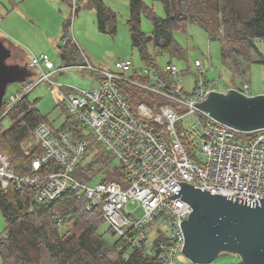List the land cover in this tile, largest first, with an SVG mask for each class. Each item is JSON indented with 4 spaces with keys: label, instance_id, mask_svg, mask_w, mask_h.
Masks as SVG:
<instances>
[{
    "label": "built area",
    "instance_id": "built-area-1",
    "mask_svg": "<svg viewBox=\"0 0 264 264\" xmlns=\"http://www.w3.org/2000/svg\"><path fill=\"white\" fill-rule=\"evenodd\" d=\"M75 7L76 0H72V9ZM3 16L0 13V22ZM26 66L35 69L36 75L24 80L23 86L5 101L0 117L34 87L46 82L63 93L69 116L86 131H54L47 121L39 122L32 132L34 142L21 144L28 155L35 147L40 150L31 159L29 173L15 175L7 155L0 152V184L4 189L11 181L17 190L24 184L37 185L35 199L42 205L54 203L71 189L77 198L85 199L88 211L100 210L109 230L121 237L120 249L125 245L146 254L156 253L164 264H172L174 255L182 251L180 222L192 210L180 196L170 198L181 187L177 181L214 194L250 201L264 199V128L247 136L198 107L212 92L236 89L251 96L248 82L233 86L208 80L204 74L209 67L195 59L196 78L187 92L182 71L171 61L156 68L119 59L112 71L99 70L89 62L75 64L98 76L95 87L80 90L64 87L51 78L64 67L55 68L46 55L31 56ZM186 115L196 118L200 137L194 129L177 127V121ZM160 127L164 130L157 132ZM95 143L122 170V180L104 181V172L89 182L74 175ZM200 143L203 159L197 155ZM101 151L91 150L89 160ZM128 202H138L143 211L140 219L133 211L124 210ZM164 216L171 220L170 235L158 230L152 237L149 223ZM158 238L161 241L156 243Z\"/></svg>",
    "mask_w": 264,
    "mask_h": 264
},
{
    "label": "trees",
    "instance_id": "trees-1",
    "mask_svg": "<svg viewBox=\"0 0 264 264\" xmlns=\"http://www.w3.org/2000/svg\"><path fill=\"white\" fill-rule=\"evenodd\" d=\"M157 1L164 8V18L155 14L143 0H129L127 25L131 45L137 48L145 65L158 68L157 52L184 58L186 51L174 40L173 31L182 29L188 22L198 24L210 40L219 41L220 57L233 76V86L248 82L244 80L252 62L264 64V57L255 44L256 40L264 41V0ZM88 3L97 13L99 30L105 32L110 10L101 0H88ZM74 10L77 11V7ZM142 12L151 21L150 35H146L140 28ZM68 26L69 20L64 24L65 37ZM110 31L114 33L115 27ZM0 40L4 43L5 38ZM70 42V39L65 40L61 47L60 56L65 61L72 58L73 52L77 50L75 45L72 48ZM148 43L153 44L154 54L148 52ZM236 76L242 78L238 84L234 80ZM5 116L11 120L7 128L1 124ZM41 121H46V117L31 105L27 94L0 118V152L7 155L9 168L15 175L30 172L31 159L40 150L35 147L28 155L20 143L30 136ZM93 145L88 148L74 175L81 181L89 182L104 172V181H111L114 177L118 180L123 172L113 163L110 155L101 151L88 160ZM37 187L24 184L17 190L11 181L4 189L0 184V210L5 218V228L0 232L1 264H164L156 253L146 254L125 245L120 249V236L113 242L107 241L99 232L103 223L100 210L88 211L85 199L77 198L73 190L65 191L52 204L42 205L35 199ZM92 215L97 216L99 221L94 222L88 218H92ZM159 241L161 238L156 243Z\"/></svg>",
    "mask_w": 264,
    "mask_h": 264
},
{
    "label": "rangeland",
    "instance_id": "rangeland-1",
    "mask_svg": "<svg viewBox=\"0 0 264 264\" xmlns=\"http://www.w3.org/2000/svg\"><path fill=\"white\" fill-rule=\"evenodd\" d=\"M106 8L111 12L106 23L107 29L102 32L98 28L97 13L92 8L88 0H76L77 11L72 9V0H0V13L4 14L0 22V38L4 44L11 48L12 56L7 59V63H18L24 65L28 63L31 56L46 55L55 68H63L51 78L64 87L70 86L75 89L89 90L98 84V76L92 71L81 70L75 64L89 62L94 68L104 71L115 69V61L119 59H131L135 65H144L136 47L131 45V36L127 20L129 19V0H101ZM144 4L155 12L159 17L166 16L161 2L157 0H143ZM69 20L67 37H65L64 24ZM115 27V32L110 29ZM141 30L150 35L152 24L144 12L141 13ZM174 40L186 51L184 58L171 57L167 52L162 54L157 52L156 63L162 66L165 62L171 61L182 71L184 89L190 92L196 78L193 62L199 59L205 67L209 69L205 72V78L216 80L220 85H227L232 82V74L223 64L220 57V43L218 40H210L207 33L198 24L188 22L182 29L173 31ZM71 40L72 48L76 47L73 57L67 61L60 56L61 47L65 40ZM13 44V45H12ZM255 44L264 57V41L256 40ZM147 50L154 54L152 43L147 44ZM15 54V55H14ZM31 77L36 75L35 69L29 68ZM238 84L242 78L235 77ZM264 64L252 62L244 81H248L250 91L253 95L264 94ZM25 81H15L7 85L4 101L14 95ZM238 86V85H237ZM67 93L65 89L62 90ZM73 92V91H71ZM62 94L58 93L46 82H42L34 87L27 94V98L32 106L46 117L48 126L54 131H61L67 128L75 134L76 131L86 130L76 124L65 109ZM1 118V117H0ZM70 123V124H69ZM1 124L7 128L11 124L9 117L5 116ZM177 127L188 131L194 129L197 137H200L199 126L193 115H186L176 123ZM159 128L157 132L163 131ZM35 138L31 133L29 137L20 143L34 142ZM35 145V144H32ZM94 149L102 150L99 143L93 145ZM23 150V149H22ZM201 159L204 158L201 143L198 146ZM89 160V157H88ZM114 163V162H113ZM114 177L112 180H115ZM118 180L121 179L118 177ZM138 202H128L124 210L133 211L136 219L143 215L142 208ZM94 222L99 221L98 217L88 216ZM101 218V217H100ZM152 230V237L158 234V230L169 236L171 233V220L165 216L152 221L148 225ZM5 228V218L0 210V232ZM71 228V225H70ZM63 230V229H62ZM72 231V229H70ZM99 232L103 237L113 242L119 235L112 234L108 225L104 222L99 227ZM240 258L236 254L222 253L209 264H239ZM1 264V257H0ZM172 264H195L191 262L182 252L176 253L172 259Z\"/></svg>",
    "mask_w": 264,
    "mask_h": 264
},
{
    "label": "water",
    "instance_id": "water-1",
    "mask_svg": "<svg viewBox=\"0 0 264 264\" xmlns=\"http://www.w3.org/2000/svg\"><path fill=\"white\" fill-rule=\"evenodd\" d=\"M12 56L0 40V108L7 85L24 81L32 73L25 65L9 64ZM198 107L210 117L251 136L264 128V94L245 96L236 89L212 92ZM170 198L180 196L191 205L180 222L182 253L195 264H209L222 253L236 254L242 264H264V199L214 194L183 182Z\"/></svg>",
    "mask_w": 264,
    "mask_h": 264
},
{
    "label": "crops",
    "instance_id": "crops-1",
    "mask_svg": "<svg viewBox=\"0 0 264 264\" xmlns=\"http://www.w3.org/2000/svg\"><path fill=\"white\" fill-rule=\"evenodd\" d=\"M5 40H6L8 43H10V44H11V42H10L9 40H7V39H5ZM12 45H13V44H12ZM24 65L26 66V63H25ZM26 68L28 69V67H27V66H26ZM29 70H30V69H29ZM31 72H32V71H31ZM29 77H30V76H29ZM27 78H28V77H27ZM27 78H26V79H27ZM26 79H25V80H26ZM252 95H253V94H252Z\"/></svg>",
    "mask_w": 264,
    "mask_h": 264
},
{
    "label": "flooded vegetation",
    "instance_id": "flooded-vegetation-1",
    "mask_svg": "<svg viewBox=\"0 0 264 264\" xmlns=\"http://www.w3.org/2000/svg\"><path fill=\"white\" fill-rule=\"evenodd\" d=\"M12 52V51H11ZM13 64H15V63H13Z\"/></svg>",
    "mask_w": 264,
    "mask_h": 264
}]
</instances>
